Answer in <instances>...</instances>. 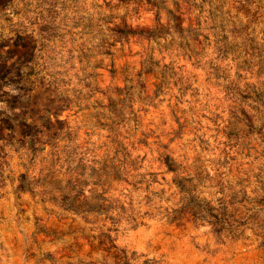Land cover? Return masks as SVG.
Segmentation results:
<instances>
[{
	"label": "rangeland",
	"instance_id": "1",
	"mask_svg": "<svg viewBox=\"0 0 264 264\" xmlns=\"http://www.w3.org/2000/svg\"><path fill=\"white\" fill-rule=\"evenodd\" d=\"M2 76L0 264H264V0H0Z\"/></svg>",
	"mask_w": 264,
	"mask_h": 264
},
{
	"label": "trees",
	"instance_id": "2",
	"mask_svg": "<svg viewBox=\"0 0 264 264\" xmlns=\"http://www.w3.org/2000/svg\"><path fill=\"white\" fill-rule=\"evenodd\" d=\"M174 19L175 20H179V23H180V21L182 20V18L180 17V16H174ZM180 25V24H179ZM101 61L98 63H96L95 65H94V68H97V67H99L100 65H101ZM95 74H97V73H95ZM4 76H2V77H0V79L1 78H3ZM19 107H23V104H20L19 105ZM48 111H51V110H48ZM58 111H55V112H53V114H55V117H57L58 116ZM58 121H60V122H64V120H61V119H58ZM164 161H165V163L167 164V166L169 167V169H174V160L170 157V155H168V154H166L165 155V158H164Z\"/></svg>",
	"mask_w": 264,
	"mask_h": 264
}]
</instances>
